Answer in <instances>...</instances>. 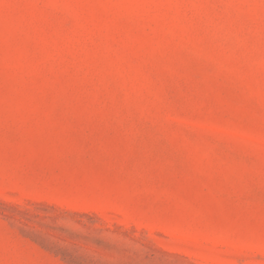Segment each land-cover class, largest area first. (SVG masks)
I'll list each match as a JSON object with an SVG mask.
<instances>
[{
  "label": "rangeland",
  "instance_id": "obj_1",
  "mask_svg": "<svg viewBox=\"0 0 264 264\" xmlns=\"http://www.w3.org/2000/svg\"><path fill=\"white\" fill-rule=\"evenodd\" d=\"M0 264H264V0H0Z\"/></svg>",
  "mask_w": 264,
  "mask_h": 264
}]
</instances>
